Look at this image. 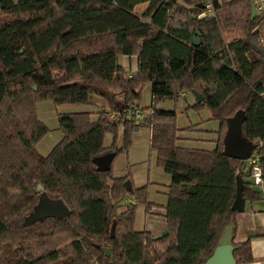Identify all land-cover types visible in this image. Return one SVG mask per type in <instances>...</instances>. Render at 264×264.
<instances>
[{"label": "trees", "instance_id": "16d2710c", "mask_svg": "<svg viewBox=\"0 0 264 264\" xmlns=\"http://www.w3.org/2000/svg\"><path fill=\"white\" fill-rule=\"evenodd\" d=\"M257 3L0 0L6 16L0 18V264H204L237 214L231 208L236 177L243 180L245 200L261 198L248 161L222 153L226 119L238 110L245 113L244 135L256 144L264 184V60L254 50H264V5ZM142 4L148 7L139 14ZM120 55L136 57L135 73L127 75ZM145 83L151 104L135 126L127 115L140 106ZM183 90L200 94L191 107L207 108L219 124L212 149L181 146L176 112L157 108ZM91 95L108 109L95 119L91 111L60 114L62 139L40 155L36 144L48 129L35 103L92 106ZM111 113L117 119H109ZM120 123L125 135L150 128V148L170 176L163 207L167 234L160 237L134 229L137 204L146 211L153 205L148 185L127 189L126 176L99 172L93 162L108 152L117 155L103 139ZM41 192L61 199L69 215L26 223ZM127 193L135 194V203L118 213L116 203ZM232 237L236 264L251 263L250 238L236 243L235 227Z\"/></svg>", "mask_w": 264, "mask_h": 264}, {"label": "rangeland", "instance_id": "374dc122", "mask_svg": "<svg viewBox=\"0 0 264 264\" xmlns=\"http://www.w3.org/2000/svg\"><path fill=\"white\" fill-rule=\"evenodd\" d=\"M223 1L231 0H217L218 4ZM259 1V0H258ZM184 4V3H183ZM209 8L206 7L207 14H210L213 9V4L209 1ZM148 4H142L137 6L136 11L139 14H143L147 9ZM6 16L0 13V18L3 19ZM121 56V55H120ZM127 75L129 72H126ZM195 99L191 91L183 90L179 93L176 99H167L158 103L157 108L164 110H174L176 112V125L179 131L177 132L180 140L186 137L202 136L204 144L201 148L212 149L214 144L211 140L216 139L214 133L218 129V122L210 120V113L207 108L203 107L199 110L192 108ZM89 102L92 106L84 104H65L56 106L50 99L39 100L35 103L36 116L40 122H42L48 129V132L41 138L36 144L37 152L46 156L62 139V132L58 126V116L63 113H75L81 111L93 112L92 119L97 117V113L103 110H107L106 101L96 95H91ZM141 104L138 107L141 115L146 112L143 107H149L151 104V86L150 83H145L141 90ZM122 103V102H121ZM147 113V112H146ZM129 112L127 118H129ZM118 114L111 113L109 119H117ZM131 117V116H130ZM143 120V118L141 119ZM134 122V121H133ZM135 123V122H134ZM139 122L138 124H141ZM136 124L135 126H138ZM202 126L206 129L205 135L201 134L202 130H198V127ZM189 128V130H184ZM150 136L151 130L148 126H139L136 129L131 130L127 135L124 133V126L122 123L118 124L116 134L105 133L103 139L104 147L113 146L118 150L115 156L111 173L115 178L127 177V180L131 183V190L139 189L148 185L147 195L149 201L153 205L146 211L144 206L137 204L134 212V229L149 231V220L151 221V228L149 233L154 237H160L163 233L167 234L166 222L163 218V211L158 204H164L167 200L168 186L170 184V176L164 172L163 168L157 164L156 152L150 148ZM112 184L109 182V185ZM136 196L132 193H127L117 205V212L121 213L127 209V205L135 203ZM158 202V203H157ZM30 213L25 215V222L29 220Z\"/></svg>", "mask_w": 264, "mask_h": 264}, {"label": "water", "instance_id": "95a60500", "mask_svg": "<svg viewBox=\"0 0 264 264\" xmlns=\"http://www.w3.org/2000/svg\"><path fill=\"white\" fill-rule=\"evenodd\" d=\"M256 14L255 4L252 3L251 19ZM198 34V32H196ZM193 44H198V38L193 37ZM254 50L258 52L264 60V50L260 47H254ZM194 97L201 101L203 98L200 94L193 91ZM245 119V113L242 110H238L233 116L226 119V131L223 136V155L239 159L242 161L248 160L255 152L256 144L250 141L243 133L242 123ZM116 153L108 152L104 155L97 156L93 159L96 169L99 172H106L111 169V165ZM242 184L243 180L240 176L236 177V192L235 198L231 208L238 212L244 210L245 199L242 197ZM127 189H130V185L126 182ZM41 191V188L38 187ZM69 215V209L61 199H50L41 192L39 195L38 203L29 215L27 223L34 222L35 220L42 218H55L62 219ZM234 227V221L225 228L222 236L219 239L217 247L214 249L212 254L207 258L204 264H236V260L233 256L234 247L232 245V231ZM113 233V227L111 234ZM165 234V233H163ZM98 247V246H97ZM102 251L109 255L111 252L110 248L102 247Z\"/></svg>", "mask_w": 264, "mask_h": 264}, {"label": "crops", "instance_id": "0c3cea01", "mask_svg": "<svg viewBox=\"0 0 264 264\" xmlns=\"http://www.w3.org/2000/svg\"><path fill=\"white\" fill-rule=\"evenodd\" d=\"M118 63L122 66V68L129 72L128 74H133L137 70V61L135 56L127 57V56H118ZM198 130H202L201 134L204 136L206 129L202 126L198 127ZM202 136L197 135L196 137H186L179 141V144L183 147L193 148L198 147L201 148L202 144H204V139ZM212 141V140H211ZM202 143V144H201ZM131 189V183L127 180ZM253 189L256 190L260 194V200L257 201H248L245 200L244 210L242 212H238L234 219V227H235V242H244L248 238H250L253 261L249 264H264V184L259 183L253 186ZM158 203V202H157ZM161 209L164 207V204H160ZM164 209V208H163ZM162 209V210H163ZM164 220L165 210L162 212ZM165 221V220H164ZM151 221L149 220V227L146 228L149 231L153 229L151 228ZM95 264V263H92Z\"/></svg>", "mask_w": 264, "mask_h": 264}, {"label": "built area", "instance_id": "2783aa9c", "mask_svg": "<svg viewBox=\"0 0 264 264\" xmlns=\"http://www.w3.org/2000/svg\"><path fill=\"white\" fill-rule=\"evenodd\" d=\"M264 5V0H259L257 3V8H261ZM210 4L207 3L206 7L209 8ZM133 118V121L138 124L139 122H141L143 115H141V113L139 112V109H134L131 111V115ZM248 161V165L250 167V176L252 181L254 182V184H259L261 183V170L257 164V160L256 157L254 156V154L247 160Z\"/></svg>", "mask_w": 264, "mask_h": 264}]
</instances>
